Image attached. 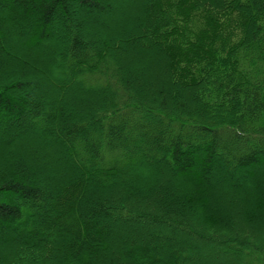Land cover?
Wrapping results in <instances>:
<instances>
[{
    "label": "trees",
    "instance_id": "trees-1",
    "mask_svg": "<svg viewBox=\"0 0 264 264\" xmlns=\"http://www.w3.org/2000/svg\"><path fill=\"white\" fill-rule=\"evenodd\" d=\"M0 264H264V0H0Z\"/></svg>",
    "mask_w": 264,
    "mask_h": 264
},
{
    "label": "rangeland",
    "instance_id": "rangeland-1",
    "mask_svg": "<svg viewBox=\"0 0 264 264\" xmlns=\"http://www.w3.org/2000/svg\"><path fill=\"white\" fill-rule=\"evenodd\" d=\"M259 226H260V225H259ZM222 259H224V258H222ZM224 260H225V259H224ZM226 261H230V259H229V258H227V259H226Z\"/></svg>",
    "mask_w": 264,
    "mask_h": 264
}]
</instances>
